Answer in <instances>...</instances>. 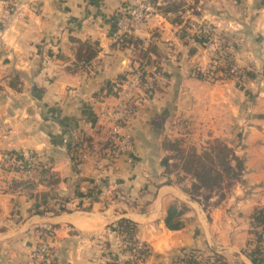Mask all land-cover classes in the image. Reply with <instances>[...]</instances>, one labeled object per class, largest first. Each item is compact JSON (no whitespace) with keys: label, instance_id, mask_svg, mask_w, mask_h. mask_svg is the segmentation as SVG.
<instances>
[{"label":"crops","instance_id":"crops-1","mask_svg":"<svg viewBox=\"0 0 264 264\" xmlns=\"http://www.w3.org/2000/svg\"><path fill=\"white\" fill-rule=\"evenodd\" d=\"M137 1L0 0V150L32 162L22 174L0 171V264H27L40 242L73 247L63 264H88L83 237L105 233L119 218L137 225L136 238L147 247L140 264H182L183 250L202 245L226 258L238 249V264H264L239 251L250 214L264 210V91L238 107L250 123L238 132L243 171L232 201L204 210L178 186L161 184L170 123L181 113L205 118L225 97L218 82L189 78L185 62L202 52L192 31L172 30L193 19L197 2L152 0L161 11L132 35L139 45L123 41L113 21ZM238 3V10L248 4L257 12L262 34L264 0ZM175 12L174 21L165 16ZM244 20L238 14V25ZM77 40L94 50L86 63L76 61ZM140 67L146 88L121 129L132 150L110 154L100 115L116 98L104 86H119L125 72ZM38 165L54 180L40 181ZM46 261L62 264V253L49 250Z\"/></svg>","mask_w":264,"mask_h":264},{"label":"rangeland","instance_id":"rangeland-1","mask_svg":"<svg viewBox=\"0 0 264 264\" xmlns=\"http://www.w3.org/2000/svg\"><path fill=\"white\" fill-rule=\"evenodd\" d=\"M181 1L185 4L184 0ZM206 1L199 3L198 0H194L197 2V8L192 6L193 8L189 12L193 19L190 20L187 17L183 24L182 21L179 23V27L173 25L172 30L177 33L181 29L184 32L185 27L192 31L196 38V45L193 47L196 49L198 46L202 52L194 58V61H184L189 65V70L191 69L189 78H193L195 81L204 80L208 83L218 82L223 86L221 91L225 99L220 101V104L209 105L207 107L208 115L205 118L198 112L202 108L200 105L196 109L198 113L194 118H188L189 116L181 113L175 121L170 123V132L163 137V142L173 143L180 152L173 150L168 144L162 145V163L159 169L162 182L178 186L190 199L197 201L204 210L232 201L231 197L238 190L241 176L238 178L237 171H235L236 176L232 178L222 174L220 182L211 186H201L191 173L183 170L179 154L183 155L193 151L200 155L203 152H208L215 142H219L228 147L234 156L240 157L238 156V132L250 121L245 119L243 110H238V107L242 109L241 104H244V100H250V97L256 95V92L264 91V32L256 35L257 32H260L256 28V20L259 19L257 12H252L248 4L242 5V10H238V4H240L238 0ZM148 2L157 13L161 11L155 2L152 0ZM238 14L241 19L245 18L240 25H238ZM165 16L173 21L179 17L176 12ZM138 68L126 72L128 74L130 71L136 72L141 82V87L136 91L138 94L136 113L140 98H142V89L146 88V71L142 67ZM223 83L227 85H223ZM239 92L242 93L240 98L243 100L241 101L238 100L240 99ZM238 112L242 116H238ZM135 116L123 126L132 121ZM101 125L106 127L105 124ZM31 163L30 160L27 163L23 162L26 165ZM24 167L25 169L30 168ZM192 185H196V188L193 189ZM114 222L106 225L105 233L83 237L87 238L89 243L84 249L85 260L88 264L134 263L135 258L132 254L137 256V252L128 248L127 242L123 239L124 236H121L113 227ZM107 233L110 235L107 236ZM247 235L246 243L239 250L241 254L253 258L256 256L264 258V231L250 220L248 221ZM72 242L70 243L72 244ZM49 250L60 251L63 264L65 263L64 258L68 257V253L72 252L74 248H49L46 244L44 259L34 262L31 252L27 264H47ZM140 262L137 261L136 264H140ZM180 262L182 264H238V249L236 252L233 251L231 257L226 258L221 251L212 246L193 247L182 251Z\"/></svg>","mask_w":264,"mask_h":264},{"label":"trees","instance_id":"trees-1","mask_svg":"<svg viewBox=\"0 0 264 264\" xmlns=\"http://www.w3.org/2000/svg\"><path fill=\"white\" fill-rule=\"evenodd\" d=\"M176 6L168 7L169 10H174ZM122 40L127 43H138L137 39L132 40V36L121 35ZM78 48H76L75 58L76 61H81L83 63L88 62L90 58H92L94 54V50L90 48L87 43L82 41H76ZM143 71V70H142ZM128 73H124L119 79L120 82L126 79ZM105 90L107 93L115 95V92L118 90V87H111L109 83L105 84ZM168 144L170 148L178 151L173 143L168 141H162V145ZM105 146L108 148L110 154H112V144L109 141H106ZM181 158V166L185 172L191 173L193 177L198 181V184L201 186H211L218 182L222 178V174L227 177L232 178L235 175V171L238 172V178L243 170V161L240 157H236L232 154L230 149L219 142H215L210 148L208 152H203L202 154H196L193 151H190L185 154H179ZM234 161V162H233ZM233 162V163H231ZM234 164V165H233ZM37 169H39L40 173V181H44L45 183L53 181L52 175L48 173V169L46 167H40L38 165ZM161 184H169L166 182H162ZM196 185H192V188L195 189ZM52 212H57V210L51 209ZM250 220L259 225L261 230L264 231V210L263 209H254L251 213ZM113 227L115 230L121 235L124 236L123 239L127 242L128 248L137 252V256H134L133 264H136L137 261H142L145 257L146 253V245L143 242H140L136 238L137 225L127 219V218H119L114 222ZM113 228V229H114ZM139 247L136 249V245ZM188 262V261H187Z\"/></svg>","mask_w":264,"mask_h":264},{"label":"built area","instance_id":"built-area-1","mask_svg":"<svg viewBox=\"0 0 264 264\" xmlns=\"http://www.w3.org/2000/svg\"><path fill=\"white\" fill-rule=\"evenodd\" d=\"M156 14L157 12L148 1H139L126 9L117 10L113 15V21L119 35L132 36ZM132 71L117 86L115 102L104 108L100 115L102 123L106 125V141L111 142V152L114 155L126 154L132 150L130 137L121 132L122 126L136 114L138 99L136 91L141 87L139 75ZM24 166L20 159L0 150V171L22 174L25 171ZM138 247L137 244L136 248ZM45 249L44 243H39L35 247L31 253L34 262L36 259H44Z\"/></svg>","mask_w":264,"mask_h":264}]
</instances>
